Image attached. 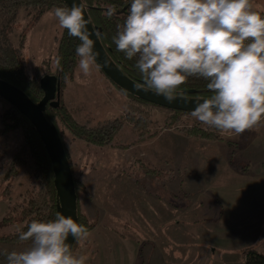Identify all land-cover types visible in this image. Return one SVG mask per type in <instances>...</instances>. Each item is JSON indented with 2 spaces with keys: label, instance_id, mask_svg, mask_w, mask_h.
Instances as JSON below:
<instances>
[{
  "label": "rangeland",
  "instance_id": "374dc122",
  "mask_svg": "<svg viewBox=\"0 0 264 264\" xmlns=\"http://www.w3.org/2000/svg\"><path fill=\"white\" fill-rule=\"evenodd\" d=\"M258 1L259 3L253 1L257 4L254 11L264 13V0ZM54 11L55 8L49 10L37 21L29 14L30 10L21 8L18 12L11 37L19 45L20 36H25L24 62L31 75L55 71L56 37L61 35L64 28L59 25ZM63 101L80 123L95 127L114 119H123L130 110L128 106L131 99L110 81L93 59L88 75L77 66L73 79L67 83ZM8 106L9 103L0 98V113L3 107ZM150 112L146 120L143 117L144 121L139 129L126 122L109 144H89L70 132H65L64 145L79 182L80 213L89 233L86 238L77 241L73 254L86 256L85 264H154L153 258L149 257L152 250L157 253L155 264H164V246L170 243L174 246L180 240L169 242V239L163 238L166 231L163 224L142 222L145 217L132 215L134 206L138 208V205L143 204L139 197H146L147 201L152 200L157 204L160 202L154 197L164 196L167 199L168 195L175 196L179 192L176 173L171 183L172 188L169 187L170 183L165 186V177L156 175L160 167H165L160 163H153L155 160L150 164L147 159L142 160L140 157L141 152L148 151L149 141H154L167 130L188 137L185 152L199 155L205 168L202 177H188L189 223L183 230L188 231L189 240H183L181 247L196 249L212 246L211 250L232 248L235 256L214 257L218 264L219 260L226 264L225 260L233 257L238 259L235 264H245L243 259L249 248L264 252V121L254 128L255 136L247 144L246 139L242 143L237 141L232 132H221L202 124L192 114L174 116L169 111L158 108L151 109ZM196 127L212 136L204 138L193 134L192 128ZM23 139L22 129L0 134V235L13 233L22 226L20 215L11 212V207L20 203L21 195L32 190L34 185L30 179L31 160L27 152L22 151ZM190 139L207 144L200 148L193 145L195 143ZM233 153L236 155L232 156ZM232 161L236 170L230 172L225 164H232ZM185 163L190 172L193 169L191 163L188 160ZM171 165L175 172L177 163L173 162ZM12 170L17 171L16 175ZM207 189L222 196L224 207L206 206L210 203ZM194 190H201L200 194L205 197L200 202L204 206L200 208L197 206L198 196H194ZM163 200L165 199H162V203H165ZM173 201H176L175 197ZM161 208L164 210V206ZM212 211L215 218L209 223L207 219L212 216ZM194 215H199V220L203 218L205 221L191 223ZM9 216L11 219L4 222V218ZM252 216L256 218L253 220ZM153 230L160 233L161 239L155 241L150 238ZM107 232L118 235L120 239L115 241L117 246L112 245ZM199 236L201 239L196 238ZM110 248L117 251L116 263L108 258L107 251ZM192 257L194 256H190ZM210 259V252H206L201 263L206 264Z\"/></svg>",
  "mask_w": 264,
  "mask_h": 264
},
{
  "label": "clouds",
  "instance_id": "9594fccd",
  "mask_svg": "<svg viewBox=\"0 0 264 264\" xmlns=\"http://www.w3.org/2000/svg\"><path fill=\"white\" fill-rule=\"evenodd\" d=\"M54 16L70 36L79 38L78 67L90 73L93 42L79 5L56 8ZM113 36L116 50L138 57L148 89L171 101L178 86L196 76L208 80L211 96L192 116L208 127L236 135L252 130L264 116V16L253 0H131L128 14ZM86 238L88 230L57 212L48 221L33 220L19 240L22 251L0 253L7 264H85L68 237Z\"/></svg>",
  "mask_w": 264,
  "mask_h": 264
},
{
  "label": "trees",
  "instance_id": "16d2710c",
  "mask_svg": "<svg viewBox=\"0 0 264 264\" xmlns=\"http://www.w3.org/2000/svg\"><path fill=\"white\" fill-rule=\"evenodd\" d=\"M82 2L87 9L92 24L101 28L100 40L111 58L124 73L146 86L142 74L136 67L138 57H133L131 60L126 58L123 52L116 50V45L112 39L117 33V26L122 25L126 19L131 0H82ZM58 7L70 8L63 0H0V78L18 86L34 102L38 103L44 97V91L40 85L41 78L49 73L58 76L60 84L59 105L53 107L48 103L44 110V115L56 129L63 145L66 131L89 144H109L125 126L126 122L132 123L135 129H139L144 119L146 120L151 113L150 110L154 108L169 111L174 116L192 113L168 109L147 102L123 90L110 80L131 99L128 106L130 109L129 112L123 119H114L100 126L94 127L87 123H80L63 101V94L67 83L73 79L80 59L76 55V47L81 43L80 39L70 36L68 31L63 29L61 35L56 37L57 52L55 71L49 70L43 74L36 72L34 75H31L27 72L24 62L23 49L25 46V36H20L21 40L19 45H16L11 37L13 27L17 22L18 12L21 8L30 10L29 14L37 21L46 12ZM208 83V80L191 76L186 79L184 84L177 87L175 94L209 98L212 93L207 88ZM189 92L192 93L190 94ZM0 120V134L22 129L24 137L22 151L27 152L31 160L30 179L34 184L32 190L21 195L22 201L11 207V212H17L20 215L22 226L13 233L0 235V253H5L22 251L29 247L31 241L19 240V233L27 231V225L33 220L48 221L54 219L58 212L59 199L55 187V174L51 159L34 125L18 108L11 104L6 108L3 107L0 113ZM192 132L204 138H210L212 136L204 133L199 127L192 128ZM64 148L73 170L71 157L65 145ZM12 172L16 175L15 173L17 171L12 170ZM74 180L78 196V224L85 227L86 222L83 220L79 208V182L75 175ZM10 219L11 216L4 218V222ZM88 228H93V226H88ZM76 244L77 241L75 242L74 248ZM0 264H7L6 256L3 254H0ZM245 264H264V252L256 248H249L245 251Z\"/></svg>",
  "mask_w": 264,
  "mask_h": 264
},
{
  "label": "crops",
  "instance_id": "0c3cea01",
  "mask_svg": "<svg viewBox=\"0 0 264 264\" xmlns=\"http://www.w3.org/2000/svg\"><path fill=\"white\" fill-rule=\"evenodd\" d=\"M263 121H264V116L262 117L261 122ZM254 128L252 130H247L243 134H240V135H236L232 133V136H235L237 141H239L240 143H242L241 141H244L246 139L245 141L248 144L250 143L251 140H253V137L255 136ZM153 140L154 141H149L150 146L148 148V151L141 152L140 157L142 160L147 159L149 161L148 163L150 164L152 163V160H155L153 161V163H158V164L160 163L163 167H165V168L160 167L161 169H159L158 165L155 164L159 169L156 171V175L165 177V180H164L165 186L168 183L170 184L172 183L174 173H176V176L178 177V181H179L178 183L179 189L177 188L179 192H177L175 196L174 194L168 195L167 199L164 198V196H159L158 198L157 196L154 197L158 202H160L157 204H154L152 200L151 202L147 201L146 197L142 199V197L138 198V196H136V198L141 200L143 204L140 206L138 205V208L137 206H134L135 207L134 214L132 216L136 217V215H138L140 217H145V219L142 220V222L147 221L148 223L163 224L164 228L166 229V231L164 232V236H163L164 239H167V240L169 239L170 240L169 242H172L173 240H180V242L176 243L174 246L172 243L164 246V255H165L164 264H202L201 261H202L203 256L206 254V252H210V256H211V259L206 264H218L214 260V257L217 255L221 257L222 256L224 257L225 256H231V257L235 256L236 253H234L232 248L222 249V250H219L218 248H214V250H211L212 246L209 248H196V249H188L185 246L181 247L184 243L183 240H189L187 237L189 236L188 231L183 230L184 229L183 227L189 223L188 222L189 206L187 205V200L189 199V193H188L189 191L187 188L189 187L188 177L189 176L202 177L205 173L204 171L205 168L200 161L199 155L195 153L187 154V152H185V150H187V143L189 141L188 137L183 136L177 132H172V131L168 132L167 130L159 134ZM190 140L191 142L195 143L193 145H196L197 147H200V146L205 147V144H207V143H203L198 140H193V139H190ZM222 144H224V140ZM222 144H220V146H222ZM217 148H220V147H217ZM235 155H236L235 153L232 154V156H235ZM187 160H188V163L190 162L191 166L193 167V169L190 172H189L190 168H188V166L185 165L186 164L185 161ZM173 162L177 163V169L175 170V172H174V169L171 168L172 167L171 164H173ZM225 166L230 172L236 170V166L235 164H233V161H232V164L226 163ZM169 187L172 188V184L169 185ZM171 190L174 191L173 189ZM200 191L196 190L194 193V196H198L196 199V202L198 203L197 204L198 208L204 206L200 202H203V200L205 199L204 195L200 194ZM206 192L209 193L208 200L211 203V204L210 203L207 204L206 205L207 207L209 208H215V207H221V206L224 207L222 203L221 195H216L212 190H209V189H207ZM174 197L176 200L175 202L173 201ZM162 199H165L163 200V202L165 203H162ZM146 201L148 205H146ZM144 202H145V205H144ZM165 204H168L170 207H165L166 206ZM163 206H164V210H161L163 209L161 208ZM224 215H225V212L222 214V219ZM192 217L194 218L193 222H191L193 224L201 223L200 221H205L203 218L199 220L200 218L199 215H196V216L194 215ZM214 218H215L214 211H212V216H209L207 220L210 223L214 221ZM252 218L254 220L256 216L254 217L252 216ZM107 233L109 234L108 235L109 240L112 241V245L117 246L115 241L120 239L118 235L116 233H109V232ZM159 234L160 233H156L155 230H153V232L150 233V238L157 241L158 239H161ZM196 238L201 239L200 236ZM212 239L213 237L211 238V240ZM211 243L213 244L212 241ZM153 244L156 246L155 242H153ZM107 255L111 262L114 261L116 263L118 261L116 250H113L112 248L108 249ZM192 255L194 257L190 258V256ZM151 256H154L156 259ZM111 257H113V259H110ZM149 257L153 258L152 263L154 264L157 263V253H153V251L151 250ZM236 260L238 259H235L233 257V258H230L229 260H225V262L226 264H235ZM243 262L245 263V259H243ZM219 263L225 264V263H221L220 260H219Z\"/></svg>",
  "mask_w": 264,
  "mask_h": 264
},
{
  "label": "water",
  "instance_id": "95a60500",
  "mask_svg": "<svg viewBox=\"0 0 264 264\" xmlns=\"http://www.w3.org/2000/svg\"><path fill=\"white\" fill-rule=\"evenodd\" d=\"M63 1L70 7L74 3L81 7L89 39L93 42L94 60L105 75L120 88L152 104L178 111L192 112L198 103L207 99L192 95L174 94V99L169 101L163 95L156 94L147 86L132 79L121 70L102 44L99 36L102 30L92 24L82 0ZM40 85L44 91V97L36 103L18 86L0 78V97L18 108L38 131L51 159L55 174V187L59 199L58 212L63 213L65 216H71L78 223V196L69 157L59 134L44 115L48 103L53 107L59 105V78L55 74L44 75L40 80ZM75 242V238L70 235L67 243L72 246V250Z\"/></svg>",
  "mask_w": 264,
  "mask_h": 264
},
{
  "label": "flooded vegetation",
  "instance_id": "af4514ba",
  "mask_svg": "<svg viewBox=\"0 0 264 264\" xmlns=\"http://www.w3.org/2000/svg\"><path fill=\"white\" fill-rule=\"evenodd\" d=\"M255 3H259L258 0H253ZM257 5V4H256ZM254 3H253V6L255 7L256 6ZM255 9V8H254Z\"/></svg>",
  "mask_w": 264,
  "mask_h": 264
},
{
  "label": "built area",
  "instance_id": "2783aa9c",
  "mask_svg": "<svg viewBox=\"0 0 264 264\" xmlns=\"http://www.w3.org/2000/svg\"><path fill=\"white\" fill-rule=\"evenodd\" d=\"M261 14V16H264V13L263 12H259Z\"/></svg>",
  "mask_w": 264,
  "mask_h": 264
}]
</instances>
